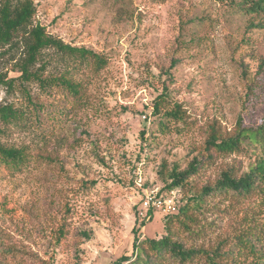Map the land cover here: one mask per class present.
<instances>
[{
    "label": "rangeland",
    "instance_id": "obj_1",
    "mask_svg": "<svg viewBox=\"0 0 264 264\" xmlns=\"http://www.w3.org/2000/svg\"><path fill=\"white\" fill-rule=\"evenodd\" d=\"M33 2L34 23L102 55L106 66L95 72L89 61L48 50L33 68L42 66V78L67 72L84 91L78 102L55 85L43 90L36 81L0 84V107L20 113L13 123L0 117V144L30 155L19 168L0 167V232L20 246L18 255L0 250V264H113L131 257L134 235L142 240L164 234L165 216L157 210L139 227L146 191L183 203L195 187L213 183L222 166L234 163L242 173L264 156L250 149L217 159L174 194L158 178L162 163L184 170L200 157L212 124L222 132L232 131L239 119L251 129L261 124L264 19L259 23L227 0ZM22 55L20 46L0 48V76L17 78L13 70ZM165 88L170 97L164 109L180 104V121L151 113ZM85 182L94 185L83 189ZM217 203L219 210L228 208L227 200ZM251 206L259 210L260 200ZM68 207V235L56 244L48 222H38L62 216ZM204 217L218 224L207 230L205 247L224 238L228 245L242 231L227 229L233 221L221 213Z\"/></svg>",
    "mask_w": 264,
    "mask_h": 264
},
{
    "label": "trees",
    "instance_id": "obj_2",
    "mask_svg": "<svg viewBox=\"0 0 264 264\" xmlns=\"http://www.w3.org/2000/svg\"><path fill=\"white\" fill-rule=\"evenodd\" d=\"M227 1L242 12L258 17L259 23L264 19V0ZM35 14L36 6L33 0H0V48L8 46V49H13L20 46L23 53L16 69L13 70L19 76L11 79L0 76V84L12 88L16 80H20L22 85L25 82L36 81L43 90L55 85L63 89L74 101H82L84 91L81 85L70 78L67 72L59 77L42 78L39 68L42 66L40 65L35 71L33 68L42 64L48 50L66 59L79 58L81 61H89L95 72L106 66V59L91 50L72 46L51 36L44 26L33 22ZM255 27L262 26L256 24ZM175 64V61H172L171 65ZM260 67L262 69V65ZM169 97L168 89L165 88L153 100L151 113L162 114L166 120H182L184 112L180 104L175 103L169 110L164 109L165 105L169 107ZM0 117L5 123H13L20 117V113L10 105H5L0 107ZM144 136L145 133L142 132L143 141ZM250 149L264 151V118L254 129L244 127L239 119L236 127L230 132H222L212 124L201 156L193 157L184 170H179L177 167L168 170L165 163H162L158 178L164 184L163 189L168 190L169 194H174L185 188L187 181L194 180L203 168L213 165L217 159L225 160ZM29 156V153L23 149L0 144L2 168H19L18 166L22 165ZM42 158L52 160L48 156ZM239 167L234 163L230 166H222L213 183L206 184L201 189L195 187L183 203L177 200L176 212L164 217V234L160 238L142 240L134 235L131 257L122 256L113 264H264V156L246 172L241 173ZM89 185L92 186L94 183L85 182L83 189H88ZM255 199L260 200L259 210L251 206V202ZM224 200L228 201V208L225 206L219 210L217 201ZM241 205L244 206L243 215L238 222H235L232 215L238 213ZM70 210L68 207L67 212L62 216H54L38 222L42 225L48 222L56 244H60L68 235L66 214ZM207 211L221 213V217H225L227 222L232 220V226H227V229L231 227L230 230L242 231L235 234L228 245H224L226 241L224 238L225 241L220 240L215 246L205 247L207 230L218 229L216 220H204ZM148 215L150 219L151 210ZM149 219L140 220L139 227H144ZM0 250L6 253L5 255L15 252L17 255L20 254V246L7 240L6 234L4 236L1 232Z\"/></svg>",
    "mask_w": 264,
    "mask_h": 264
},
{
    "label": "built area",
    "instance_id": "obj_3",
    "mask_svg": "<svg viewBox=\"0 0 264 264\" xmlns=\"http://www.w3.org/2000/svg\"><path fill=\"white\" fill-rule=\"evenodd\" d=\"M141 212L139 213L141 220L149 219V211L157 210L164 216L172 215L176 212L174 200L169 196H158L154 191H146L143 198Z\"/></svg>",
    "mask_w": 264,
    "mask_h": 264
}]
</instances>
